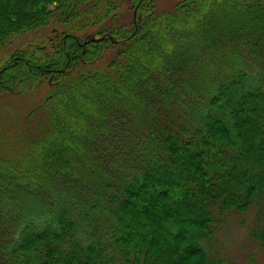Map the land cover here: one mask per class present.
Returning a JSON list of instances; mask_svg holds the SVG:
<instances>
[{"label":"trees","instance_id":"16d2710c","mask_svg":"<svg viewBox=\"0 0 264 264\" xmlns=\"http://www.w3.org/2000/svg\"><path fill=\"white\" fill-rule=\"evenodd\" d=\"M93 1L0 0V50L62 26L0 63V96L52 82L0 131V264H237L219 237L248 213L264 249V0H131L128 26Z\"/></svg>","mask_w":264,"mask_h":264},{"label":"rangeland","instance_id":"374dc122","mask_svg":"<svg viewBox=\"0 0 264 264\" xmlns=\"http://www.w3.org/2000/svg\"><path fill=\"white\" fill-rule=\"evenodd\" d=\"M179 1L180 0H156L153 11L156 14L170 13ZM37 4L43 5L46 11L53 8L52 5H46L44 2H37ZM90 4H92L93 13H97L99 17L104 19V22L111 23L115 21L118 25L125 24L128 26L134 17V7L131 0H94ZM111 8L114 10L110 11ZM38 9L41 10V8ZM102 27L103 24L99 22L96 24H87V27H83L84 31L78 34V36L85 37L86 39H97V31ZM61 31L62 26L49 25L46 27L43 26L42 28L40 27L22 37L13 39L4 49L0 50V63L2 62V59L9 57L15 50L29 44H32V48L36 45H42L46 51L52 49L51 46L57 42L59 39L57 36L60 35ZM106 63L107 62L105 61L99 62L101 67H105ZM99 64L97 63L96 67ZM51 87V80L45 79L41 84L26 88L22 91H14L11 94L1 95L0 131L4 130L9 133H13L16 129L18 131L20 125L17 124L18 121L16 120H20L21 117L22 119H25L33 109L37 110V107L41 104L42 100L50 92ZM95 88L97 87L91 86L88 89L91 92H96ZM96 93L98 94V92ZM68 97V106H71L73 101L69 95ZM34 118L41 119L38 111L35 112ZM36 121L39 122V120H35L34 122ZM12 122H14V124H12ZM22 123L24 125V122ZM46 133V128H43V136H45ZM1 136L0 147L2 146V142L5 141V138L13 140L12 136H6L3 139ZM21 146L23 147V145ZM14 148L15 147H12V152L15 151ZM28 152L31 153V151ZM153 205L155 206V204ZM154 206H150V209H153ZM251 216L252 213H248L245 217L243 216L244 222H240V219H242L240 216L228 217L226 219V225L220 233L219 240L223 244L219 243V245H224L223 247L226 253L230 256V259L237 264H264V249L256 241H253L249 235V229L252 224Z\"/></svg>","mask_w":264,"mask_h":264}]
</instances>
